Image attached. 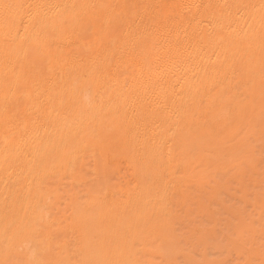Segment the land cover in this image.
I'll list each match as a JSON object with an SVG mask.
<instances>
[{"label":"bare ground","instance_id":"1","mask_svg":"<svg viewBox=\"0 0 264 264\" xmlns=\"http://www.w3.org/2000/svg\"><path fill=\"white\" fill-rule=\"evenodd\" d=\"M263 107L264 0L0 1V248L87 155L127 177L107 237L129 246Z\"/></svg>","mask_w":264,"mask_h":264},{"label":"rangeland","instance_id":"2","mask_svg":"<svg viewBox=\"0 0 264 264\" xmlns=\"http://www.w3.org/2000/svg\"><path fill=\"white\" fill-rule=\"evenodd\" d=\"M255 118L215 145L223 146L220 157L205 145V170L189 177L194 183L171 202L161 227L138 231L119 250L108 242L107 225L114 194H127V177L88 155L55 173L40 183L28 242L0 248V264H264V107Z\"/></svg>","mask_w":264,"mask_h":264}]
</instances>
